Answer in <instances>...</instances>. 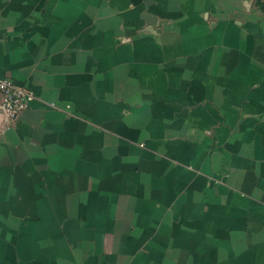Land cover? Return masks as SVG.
I'll use <instances>...</instances> for the list:
<instances>
[{
	"label": "crops",
	"instance_id": "0c3cea01",
	"mask_svg": "<svg viewBox=\"0 0 264 264\" xmlns=\"http://www.w3.org/2000/svg\"><path fill=\"white\" fill-rule=\"evenodd\" d=\"M0 77V264H264V0H0Z\"/></svg>",
	"mask_w": 264,
	"mask_h": 264
},
{
	"label": "built area",
	"instance_id": "2783aa9c",
	"mask_svg": "<svg viewBox=\"0 0 264 264\" xmlns=\"http://www.w3.org/2000/svg\"><path fill=\"white\" fill-rule=\"evenodd\" d=\"M35 97L33 90L18 86L9 77H0V116L3 119L0 132L12 127ZM51 105L56 107L55 103Z\"/></svg>",
	"mask_w": 264,
	"mask_h": 264
}]
</instances>
